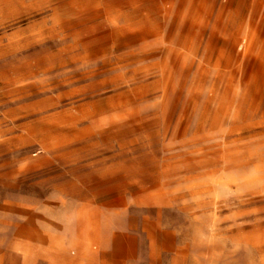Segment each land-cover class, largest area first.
I'll return each instance as SVG.
<instances>
[{"label": "rangeland", "instance_id": "1", "mask_svg": "<svg viewBox=\"0 0 264 264\" xmlns=\"http://www.w3.org/2000/svg\"><path fill=\"white\" fill-rule=\"evenodd\" d=\"M115 233L264 264V0H0V264Z\"/></svg>", "mask_w": 264, "mask_h": 264}, {"label": "crops", "instance_id": "2", "mask_svg": "<svg viewBox=\"0 0 264 264\" xmlns=\"http://www.w3.org/2000/svg\"><path fill=\"white\" fill-rule=\"evenodd\" d=\"M119 235L115 233L109 242H100L99 248H92L90 242L57 244L54 264H133L135 255L133 251L123 253L118 242L122 234Z\"/></svg>", "mask_w": 264, "mask_h": 264}]
</instances>
